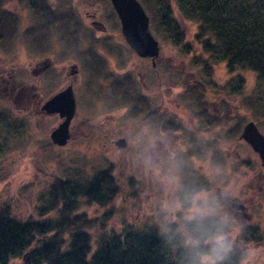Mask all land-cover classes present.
<instances>
[{"label": "rangeland", "instance_id": "obj_1", "mask_svg": "<svg viewBox=\"0 0 264 264\" xmlns=\"http://www.w3.org/2000/svg\"><path fill=\"white\" fill-rule=\"evenodd\" d=\"M0 13L13 21L7 24L9 34L0 37V209L7 207L21 220L41 221L52 216L48 201L54 180H68L82 194L100 175L111 184L104 208L76 198L79 213L87 223H95L90 234L98 242L106 227L148 231L160 226L161 203L172 196L162 181L172 173L185 187L235 193L246 213L234 216L232 226L235 244L245 254L240 264H264V170L257 155L239 139L249 120L264 135V85L255 82L251 71L230 73L224 63L199 71V65L190 62L193 53L201 56L194 41L195 24L174 12L193 53L184 56L155 37L159 54L151 60L157 66L152 68L148 59L143 67L149 69V85L163 89V115L156 111V100L145 103L139 95L120 99L109 90L113 75L130 78L133 92H140V60L131 58L133 67L138 66L123 77L116 74L122 72L113 61L114 49L103 59V69L99 56L91 54L90 71L77 88L70 138L64 146H56L49 132L61 119L46 114L41 106L60 90L58 75L46 71L33 82L32 64L52 54L53 68H58L56 63L62 61L57 54L72 46L69 39L80 36L86 41L95 36L85 26L87 14L95 15L115 39L120 37L118 19L104 0H0ZM238 76L242 85L235 91ZM118 138L124 139V147L115 145ZM102 217L108 221L97 227ZM18 263L20 259L11 264Z\"/></svg>", "mask_w": 264, "mask_h": 264}, {"label": "trees", "instance_id": "obj_2", "mask_svg": "<svg viewBox=\"0 0 264 264\" xmlns=\"http://www.w3.org/2000/svg\"><path fill=\"white\" fill-rule=\"evenodd\" d=\"M138 1L149 16L153 35L184 56L193 50L184 41L174 12L195 24L194 41L201 56L193 53L190 62L199 65V71H211L212 65L224 63L230 73L251 71L255 82L264 85V0ZM12 22L0 13V37L9 34L7 24ZM237 83L235 91L242 85L239 76ZM79 192L68 180H54L48 201L52 216L41 221L21 220L2 207L0 264L16 259H20L18 264H185L184 249L177 240L161 235L159 225L148 231L132 226L107 231L106 227L95 242L90 234L95 223H87L88 218L79 213L76 198L82 196L88 205L104 208L112 194L111 184L99 175ZM107 219L98 220L97 227ZM244 257L236 246L227 264H240Z\"/></svg>", "mask_w": 264, "mask_h": 264}, {"label": "clouds", "instance_id": "obj_3", "mask_svg": "<svg viewBox=\"0 0 264 264\" xmlns=\"http://www.w3.org/2000/svg\"><path fill=\"white\" fill-rule=\"evenodd\" d=\"M162 182L172 196L161 203V235L177 240L184 249L185 264H227L236 244L232 228L235 219L226 201L236 194L185 187L172 173Z\"/></svg>", "mask_w": 264, "mask_h": 264}, {"label": "flooded vegetation", "instance_id": "obj_4", "mask_svg": "<svg viewBox=\"0 0 264 264\" xmlns=\"http://www.w3.org/2000/svg\"><path fill=\"white\" fill-rule=\"evenodd\" d=\"M104 1L110 3L109 0H104ZM86 19L88 21L86 23L84 22L86 28H92L95 36L91 37L89 40H86V41L85 40L80 41V36H76V38L74 39H69L68 41L69 43H71L72 46L69 47L67 45L66 47H69V48H66V49L63 48L62 52L60 54H57L58 56L60 55L61 61H62V64L56 63V65L59 66L58 68H53V65H54L53 56L54 55L52 54L43 55L41 58H39L37 61H35L32 64V67L30 69L29 75L32 77L33 82L37 80L35 78L39 75V73H41V75L46 71L49 73H53V72H50L52 70L56 72V75H58L57 83L60 82L59 91L65 88H70L73 93L74 100H75V111L72 117L73 119L77 111V90H78L77 88H80V85H81V83L79 84V82L81 80V77L84 78L87 75V73L90 71L89 62H88L90 55L92 54V55L99 56V63H100L101 69H103V65H104L103 59H106L108 52L114 49L115 51L114 55H115L116 61L114 59L113 61L116 63V65H120L119 71L122 72L121 74L120 72L116 73L117 75L124 74L123 75L124 77L125 75L130 74L132 72L131 69L133 67V64L131 63L132 61L131 58L134 57L136 60H140L139 69L141 71H140L139 76H140V85H142L143 89L140 86L139 87L143 91L141 90L140 92H133L135 91V89H133L134 85L132 84L133 82L130 78L129 79L128 77L122 78V79L120 77L113 78V75H112L111 84L109 85V90L111 91V93L113 92L116 93V95H118L120 99L130 98V97L132 98V95H136V96L139 95L140 98L144 99L145 103L148 102L151 104L153 103V100H156L154 101V102H157L156 104H154L156 105L155 106L156 111H159V112L161 111L162 113L161 112L160 113L161 115H163V112H165L161 106L163 104V89L162 88L158 89L159 86L155 84L149 85V83L146 80V77H147L146 74H147V71H149V69L147 70L143 68L145 65H147L148 59H150V65L152 68L157 66L156 61H152L151 58L149 57L138 56L129 47V45L126 43V41L124 40L120 32V24L118 26V30H119L118 33L120 37H117L115 39L114 37L111 38L108 36L109 32H108L107 26H105V24L101 23L100 21L96 20L95 15L87 14L84 17V21H86ZM78 31L79 29H77V33ZM111 41L115 42L116 44H114ZM84 45L87 46L86 50H84V48H80L81 46H84ZM66 50L69 52L66 53L65 52ZM82 51H85L84 53L86 55L85 57L82 56L81 54ZM77 53L79 54V56H76ZM88 54L89 56H87ZM84 58H87V61ZM137 66L138 64H135V67ZM135 67H133V69ZM101 69L99 70L94 69L95 70L94 73H97V72L101 73L100 72ZM112 73H113V70H112ZM155 73L157 74L159 72L156 70ZM155 77L157 78L158 76H155ZM88 87H89V83H87V88ZM144 113H145V116H148L150 114V112L148 113L144 112ZM228 208H229V211H231L234 216H238V215L241 216V214L237 213L230 204L228 205Z\"/></svg>", "mask_w": 264, "mask_h": 264}, {"label": "water", "instance_id": "obj_5", "mask_svg": "<svg viewBox=\"0 0 264 264\" xmlns=\"http://www.w3.org/2000/svg\"><path fill=\"white\" fill-rule=\"evenodd\" d=\"M120 24V32L129 47L140 57L154 59L159 54L157 39L152 34L149 25V16L138 0H109ZM46 114H57L61 121L49 132V139L56 146H64L70 138V122L75 111V100L70 88L62 89L51 95L41 106ZM250 149L257 155L264 170V135L256 124L247 121L239 134ZM117 147H124L123 138L115 141ZM226 203L240 213L244 212V205L238 198Z\"/></svg>", "mask_w": 264, "mask_h": 264}]
</instances>
